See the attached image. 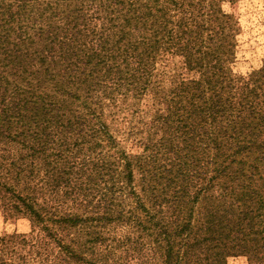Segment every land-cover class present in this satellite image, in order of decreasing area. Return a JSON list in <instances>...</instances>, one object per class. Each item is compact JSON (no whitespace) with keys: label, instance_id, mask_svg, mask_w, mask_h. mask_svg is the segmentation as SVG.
<instances>
[{"label":"trees","instance_id":"16d2710c","mask_svg":"<svg viewBox=\"0 0 264 264\" xmlns=\"http://www.w3.org/2000/svg\"><path fill=\"white\" fill-rule=\"evenodd\" d=\"M13 1L0 7V199L8 210L39 227L69 264L97 263L64 232L99 235L112 224L153 228L160 264H187L202 244L214 252L204 264L237 252L264 264V67L234 72L238 23L220 8L230 0ZM168 55L196 76L156 81ZM147 94L142 152L111 153L105 100ZM84 180L105 189L90 210L76 202Z\"/></svg>","mask_w":264,"mask_h":264},{"label":"rangeland","instance_id":"374dc122","mask_svg":"<svg viewBox=\"0 0 264 264\" xmlns=\"http://www.w3.org/2000/svg\"><path fill=\"white\" fill-rule=\"evenodd\" d=\"M13 2V0H0V7L13 5ZM9 7L11 12L15 10V7ZM220 8L226 14L232 15L238 23V31L235 35L237 46L234 72L246 75L264 67V0H230L222 2ZM182 61L179 55L166 56L156 64L155 80H161L163 84L169 85L182 78L186 80L194 78L196 74L186 71ZM105 101L108 106L103 110V121L115 146L111 153L118 151L132 156L139 155L147 141L148 122L152 118L149 112L153 95L147 94L138 99L117 95L114 101ZM138 182L137 178L135 183ZM39 186L41 184L37 187ZM77 186L80 188L78 190L80 196L76 202L80 201L78 204H81L83 209L87 208L86 210L99 203L98 199L105 193L104 187L94 188L86 180L79 181ZM43 192L46 193L44 189ZM49 195L46 193L44 199L48 200ZM2 196L5 194L0 191V198ZM104 199L108 201L109 196L108 198L104 196ZM72 200L69 196L61 198L64 202L62 208L70 209L74 206ZM3 203L4 201L0 199V239H3L0 253L5 254L1 257L4 264H69L57 256L56 245L44 237L39 227L31 226L26 218L9 211ZM51 203L53 202H47V204ZM134 207L135 205L132 204L133 213L139 214V210ZM94 231L85 228L67 230L62 236L65 237L66 242L73 240L75 246L85 250V253L94 258L97 264H160L161 262L160 249L158 244L153 242V232H155L153 228L142 230L141 226L114 227L112 224L102 231L97 229L96 231L101 233L99 235L93 234ZM9 235L19 238L13 243L8 240ZM97 236L99 237L96 238ZM213 253V250H207L203 244L194 247L187 257V264H204ZM224 264L258 263L248 260L246 256L237 252L233 253V256L226 257Z\"/></svg>","mask_w":264,"mask_h":264}]
</instances>
